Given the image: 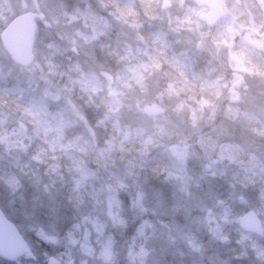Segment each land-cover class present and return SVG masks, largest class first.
Wrapping results in <instances>:
<instances>
[{
	"label": "rangeland",
	"instance_id": "374dc122",
	"mask_svg": "<svg viewBox=\"0 0 264 264\" xmlns=\"http://www.w3.org/2000/svg\"><path fill=\"white\" fill-rule=\"evenodd\" d=\"M0 2V19L9 21L16 14L33 12L38 28L31 68L12 63L0 44L1 78L8 79L20 96L25 94L31 102L29 109L40 118L34 123L42 144L57 146L66 128L67 141L59 146L63 145L67 157L77 161L68 174L70 186L65 193L24 151L26 138L16 139L14 126L29 137L35 131L34 125L29 127L33 122L0 108V164L9 167L0 169V207L15 221L40 259L38 262L25 257L13 264H47L49 258L60 264H232L236 257L230 253L242 243L240 239L232 241V223H237L242 213L235 215L232 204L224 203L222 188L218 183L214 185L218 178L215 171L220 175L222 166L232 165L228 158L236 145V126L240 127L239 145L248 152L246 156L264 160V144L257 141L254 128V121L264 117V68L254 66L249 55L243 56L245 51L264 56V26L253 23L256 14L264 18V0H254L257 11L249 7L247 0H219L225 17L213 30H224L228 39L211 42L204 30L212 20L200 0H158L160 25L178 41L175 45L183 50L182 55L204 69L224 70V80L211 90L210 97H205V105L198 107L200 113L214 108V123L219 121L215 135L201 142L204 153L211 155L213 167L195 160L190 143L189 131L195 133L203 125L200 113L178 107L174 98L163 100L158 92L153 93L155 89L152 97L141 98L139 94L132 98L135 119H141L138 122L143 131L153 139L152 149L167 159L162 176L147 175L148 171L137 162L130 166L128 159L110 151V140L94 142L96 138L92 139L87 126L82 127L87 124L81 114L82 101L75 106L71 99L69 87L75 80L71 75H77L84 62L105 69L98 75L106 97L112 99L118 95L116 90L123 88L120 81L119 86H113L114 79L109 76L113 74L105 60L106 42L120 43V35L121 47L126 51L140 38L129 28L127 16L115 0ZM185 16L193 20L183 25ZM175 20L182 26H176ZM237 78H243L248 87H237L227 94L220 85L228 80L235 83ZM89 105L95 110V105ZM123 108L128 114L127 105ZM109 109L104 110L111 114ZM203 131L208 132V128ZM8 136L9 141L5 139ZM100 169L108 172V178ZM207 170L210 175H206ZM233 203L254 210L264 228V211L253 194L241 188ZM225 248L229 253L224 252Z\"/></svg>",
	"mask_w": 264,
	"mask_h": 264
},
{
	"label": "trees",
	"instance_id": "16d2710c",
	"mask_svg": "<svg viewBox=\"0 0 264 264\" xmlns=\"http://www.w3.org/2000/svg\"><path fill=\"white\" fill-rule=\"evenodd\" d=\"M115 2L121 8L123 14L125 13L127 16V21L130 24L129 28L140 38L136 41L138 44H129L126 51L122 48L121 41L123 37L120 35L119 37L117 36L120 43L119 41L115 44L112 41L106 42L108 46L105 50L107 54L105 60L111 65L112 69L110 74H113L109 76L114 79L113 86L115 84L119 86L118 82L120 81L124 83L123 88L117 89L118 95L112 99L106 97V90L102 88L99 82L101 75H98V73L105 71V69L101 70L98 66H93L92 63L88 64L84 62L86 64H80L81 71H77V75H71L75 77V80H73L69 87L73 94L71 99L75 106L82 101L84 107L81 109V114L83 115L85 123H87L82 127L87 126L89 133L93 135L92 139L96 138V140H93L94 142L100 141L103 143L110 140V151L119 157L128 159L129 163L132 164L130 166L137 165V162L148 171L147 175L162 176L167 159L164 156L162 159L152 149L153 139L149 137L148 132L143 131V126L138 122L141 119H135L137 112L136 106L134 105L135 101L132 98L139 94H141V98H149L154 96L153 93L158 92L163 100L174 98L175 104L177 102L178 107H183L199 114L198 107L207 102V98L205 99V97L207 95L210 97L211 90L214 87H208L202 84L200 80H194L196 75L206 76L205 69L193 61L191 57H184L182 55L183 50L180 46L175 45V43L178 44V41L171 35L170 31L161 27L163 25H160L162 23L159 22V15L156 13V10L159 9L158 0H115ZM247 4L253 10L257 11L259 9L254 0H247ZM2 8V3L0 2V10ZM188 19L193 20L190 16L182 18L183 25L190 21ZM6 23L7 21L0 19V30ZM253 23L256 26H264L262 14H256L253 17ZM175 24L178 27L182 26V23H179L177 20H175ZM198 25L202 24L199 23ZM214 27L215 25L213 24L211 26L207 25L204 30L207 36L206 38L210 42L211 39H228L224 30H221V32L218 30L214 31ZM113 36L116 37V34H113ZM134 38L136 37L134 36ZM112 40L115 41V39ZM140 40L143 42L140 43ZM248 55L254 66H259L260 69L261 67L264 68V56L254 52L252 54L250 51H245L243 56L247 58ZM115 59H120L121 61L114 62L113 60ZM85 65L87 66L85 67ZM189 68H191V71L188 70ZM156 72L159 75H154ZM215 77L216 75H212L209 77V80L215 79ZM79 78H81L82 82ZM13 85H11L8 79L2 80L0 73V108L2 110V107H5L13 115L15 114L19 118L28 120L30 123L33 122L29 127L34 125L33 128L35 127V131L32 134L34 136H25L22 133L24 131L19 129L18 126V128L14 126V131H18V137L16 139L26 138L27 141L23 144L26 148L24 151H27L26 153H29L28 155H31L34 160L38 161L42 168L44 167L43 172L52 179V183L56 187L63 188L65 193H67L69 191L68 187L70 186L68 174L77 163L73 158L67 157V153L63 150V145L59 146L61 143H66L68 131L66 128L63 129L64 138L62 136L63 139H58L59 144L57 146H44L39 138H37L38 132H36L38 126L35 123L40 121V118L29 109L31 102L27 100L25 94L20 96L19 90L15 89L16 87H13ZM154 89L155 91L153 92ZM89 104L95 105V110ZM124 104L127 105L128 109H126L128 110V114L124 113ZM103 108H110L109 111L111 114ZM74 109L76 110L75 107ZM21 110L23 111L22 114ZM135 112L136 114H134ZM129 113L133 114V116L131 117ZM169 118L173 120L171 115ZM219 118L220 116L216 119ZM217 122L215 123L217 125L216 131L219 128ZM254 128L258 137L257 141H259L260 145L264 144V117L254 121ZM234 129L238 131L234 140L236 145L230 150L233 154L228 158L231 160L232 165L227 164L224 167L222 166L223 173L220 175L215 171L218 178H215L214 185L218 183L222 188L221 198L224 199V203L232 204V206L226 205V207L231 206L235 215H239L250 209L241 204H235V206V202L233 203L236 192L238 190L241 192V188L249 194H253L264 211V160L258 161L254 157L246 156L248 152L239 145V142H241L239 137H242V134L239 133L241 131L240 127L236 126ZM1 131L2 127L0 126ZM212 134L215 135L214 133ZM7 138L5 139L9 141L10 137L8 136ZM196 138V135H192L190 138V143L194 146L193 155L195 156L196 154L195 160L202 166L208 165V167H213V164H211V155L206 151L204 153L205 146L203 144V147H201L200 144L194 143ZM206 138L207 136L203 137L202 141ZM216 146L217 144H215ZM73 161L75 162L73 163ZM7 168H9L7 167V163L5 165L0 164V169ZM58 171L61 172L60 175ZM100 171L104 177L108 178L107 171L104 169H100ZM208 171L206 175H210ZM7 174L9 175L10 173L8 172ZM237 195L240 196L241 194ZM12 221L15 223L14 220ZM232 230V241L234 242L237 239L242 241L238 245L239 249L237 250L236 245L234 251L230 253L236 257L233 259L232 264H264V236L258 237L245 233L239 228L238 223L235 222L232 223ZM224 252L229 253V249L225 248ZM37 260L40 262V259ZM0 264L13 263L0 261Z\"/></svg>",
	"mask_w": 264,
	"mask_h": 264
},
{
	"label": "water",
	"instance_id": "95a60500",
	"mask_svg": "<svg viewBox=\"0 0 264 264\" xmlns=\"http://www.w3.org/2000/svg\"><path fill=\"white\" fill-rule=\"evenodd\" d=\"M201 1L208 8L209 16L214 24L224 16L225 10L218 0ZM35 35L36 23L34 14L31 12L15 16L2 29L1 45L14 64L26 68L34 61ZM156 113V109H153V114ZM238 224L244 232L263 235L261 220L253 210L245 212L239 218ZM25 254L32 255L26 240L0 209V259L13 262ZM49 264H59V262L49 260Z\"/></svg>",
	"mask_w": 264,
	"mask_h": 264
},
{
	"label": "clouds",
	"instance_id": "9594fccd",
	"mask_svg": "<svg viewBox=\"0 0 264 264\" xmlns=\"http://www.w3.org/2000/svg\"><path fill=\"white\" fill-rule=\"evenodd\" d=\"M188 70L191 71V68H189ZM204 71L207 73L206 76L196 75L194 77V80H200L202 84L208 87H217L219 85V82L224 80V70L217 72V69L213 67V68H206ZM214 72L217 73L215 79L209 80V77H211L212 73ZM233 75L235 76L236 74L234 73ZM229 84H231L232 87H228ZM220 86H223L224 88L227 89V94H232L233 90L237 87H244V88L248 87L246 84H244L243 78H237V81L235 83H233L232 80L224 81V83ZM243 95L245 96L248 95V92L247 91L244 92ZM214 114H215L214 108H210L207 113L201 111L199 119L203 121V125L199 128H196L195 133H193L192 131H189L188 133L189 136L196 135L197 138L194 141L195 144H200L201 147H203L201 143L203 137L207 136L210 138L211 134L216 132L217 125L214 123V119H213ZM193 127L195 128L196 126L193 125ZM204 127L208 128V132L203 131Z\"/></svg>",
	"mask_w": 264,
	"mask_h": 264
},
{
	"label": "flooded vegetation",
	"instance_id": "af4514ba",
	"mask_svg": "<svg viewBox=\"0 0 264 264\" xmlns=\"http://www.w3.org/2000/svg\"><path fill=\"white\" fill-rule=\"evenodd\" d=\"M27 243H28V242H27ZM28 244H29V243H28ZM29 247L31 248L30 245H29ZM31 251H32L33 254H32V256H29V259H30V260H33V261H38V260H37V257L35 256V253H34V251H33L32 248H31ZM23 257H24V256H23ZM50 259H51V258H50ZM50 259H49V260H50ZM47 264H49V261H48Z\"/></svg>",
	"mask_w": 264,
	"mask_h": 264
}]
</instances>
